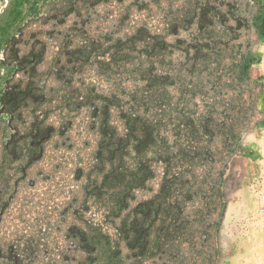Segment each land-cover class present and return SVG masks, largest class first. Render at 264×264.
Wrapping results in <instances>:
<instances>
[{
  "label": "rangeland",
  "instance_id": "374dc122",
  "mask_svg": "<svg viewBox=\"0 0 264 264\" xmlns=\"http://www.w3.org/2000/svg\"><path fill=\"white\" fill-rule=\"evenodd\" d=\"M253 1L0 0V264L264 248Z\"/></svg>",
  "mask_w": 264,
  "mask_h": 264
},
{
  "label": "crops",
  "instance_id": "0c3cea01",
  "mask_svg": "<svg viewBox=\"0 0 264 264\" xmlns=\"http://www.w3.org/2000/svg\"><path fill=\"white\" fill-rule=\"evenodd\" d=\"M254 1L259 5V15H263L264 0ZM255 22H257L258 25L262 24V20L256 19ZM261 40L264 41V37ZM247 149L262 156L255 161V169L257 171L259 179L264 182V127H259L256 130V133L252 135L251 140L247 142ZM236 263L239 264L240 261H237ZM243 264H264V248H260L259 250L250 249V253L247 250V260H245Z\"/></svg>",
  "mask_w": 264,
  "mask_h": 264
},
{
  "label": "trees",
  "instance_id": "16d2710c",
  "mask_svg": "<svg viewBox=\"0 0 264 264\" xmlns=\"http://www.w3.org/2000/svg\"><path fill=\"white\" fill-rule=\"evenodd\" d=\"M23 1H30V0H23ZM257 20H262L261 27L264 30V15L262 14L258 15ZM139 210H140V213L147 214L150 211L149 203L141 204L139 206Z\"/></svg>",
  "mask_w": 264,
  "mask_h": 264
},
{
  "label": "built area",
  "instance_id": "2783aa9c",
  "mask_svg": "<svg viewBox=\"0 0 264 264\" xmlns=\"http://www.w3.org/2000/svg\"><path fill=\"white\" fill-rule=\"evenodd\" d=\"M260 212L264 213V194L261 196Z\"/></svg>",
  "mask_w": 264,
  "mask_h": 264
}]
</instances>
